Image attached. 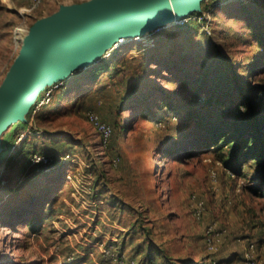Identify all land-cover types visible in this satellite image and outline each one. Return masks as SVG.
I'll list each match as a JSON object with an SVG mask.
<instances>
[{
  "label": "rangeland",
  "instance_id": "1",
  "mask_svg": "<svg viewBox=\"0 0 264 264\" xmlns=\"http://www.w3.org/2000/svg\"><path fill=\"white\" fill-rule=\"evenodd\" d=\"M90 1L0 0V86L38 20ZM189 22L74 61L11 119L0 264H244L251 245L264 264L256 167L235 174L205 130L234 134L233 94L264 85V0H200Z\"/></svg>",
  "mask_w": 264,
  "mask_h": 264
},
{
  "label": "water",
  "instance_id": "2",
  "mask_svg": "<svg viewBox=\"0 0 264 264\" xmlns=\"http://www.w3.org/2000/svg\"><path fill=\"white\" fill-rule=\"evenodd\" d=\"M199 8L200 0H92L38 20L0 86V153L1 135L11 119H24L31 99L69 63L86 58L95 46L106 50L144 34L137 31L164 28Z\"/></svg>",
  "mask_w": 264,
  "mask_h": 264
},
{
  "label": "trees",
  "instance_id": "3",
  "mask_svg": "<svg viewBox=\"0 0 264 264\" xmlns=\"http://www.w3.org/2000/svg\"><path fill=\"white\" fill-rule=\"evenodd\" d=\"M193 16H196L197 19L200 18V22L204 20L201 13L193 14ZM190 24H192V22L188 20L185 24L179 26L188 27ZM94 72V77L98 76L100 73L99 66L95 68ZM248 91H252L253 93ZM233 95L235 101L228 110L233 114H238V118L240 117L239 119L241 121L228 125L226 129H234L235 133L225 136L224 133L226 130L221 128V126L217 128L208 126L205 128L209 133V139L206 145H214L216 150L220 149L219 146L221 144H225L226 147H229L231 156H228V159L229 165L232 166V168L230 167L229 169L235 174L241 173L244 163L252 160L251 163L256 167L252 173L255 174L257 180L263 183L262 187L252 188V193L258 197H264V85L254 86L248 89L242 88L240 93H234ZM236 99L239 100L236 101ZM240 107H243L244 111L236 113L239 111ZM24 149L25 145H21L20 149L16 150L15 153H20L24 151ZM191 153H194V151ZM34 155L39 154L34 153ZM36 229H33L34 232ZM243 259L245 261V253ZM252 261L256 264L253 258ZM221 263L225 264L223 261Z\"/></svg>",
  "mask_w": 264,
  "mask_h": 264
},
{
  "label": "built area",
  "instance_id": "4",
  "mask_svg": "<svg viewBox=\"0 0 264 264\" xmlns=\"http://www.w3.org/2000/svg\"><path fill=\"white\" fill-rule=\"evenodd\" d=\"M189 17H190V15L185 17V18L176 20L177 22H175L172 25H183L189 20ZM164 28H166V26H164ZM20 45H21V43H20ZM87 116H88L89 121L92 122L94 124V126L96 128H98L100 132L103 133L104 138H107L110 135V128L108 126H106L104 123H102L101 120L98 118V116L94 112H89L87 114ZM195 204H196L195 207H196V211H197L196 213H197V215H200L201 211H203V209H201L202 208V203L200 204V202L195 201ZM210 244H211V242L209 243V245ZM252 248H253V245L250 246L251 250L248 249L247 250L248 252L247 251L245 252L244 264H255L252 261L251 254L249 253L250 251L252 252ZM210 249H212V246H210Z\"/></svg>",
  "mask_w": 264,
  "mask_h": 264
},
{
  "label": "bare ground",
  "instance_id": "5",
  "mask_svg": "<svg viewBox=\"0 0 264 264\" xmlns=\"http://www.w3.org/2000/svg\"><path fill=\"white\" fill-rule=\"evenodd\" d=\"M193 7L191 6V7H189L188 9H187V11H189L190 9H192ZM175 22H177L176 20H174V22L173 23H171V24H169L168 26H166V28H169V27H171V26H173L172 24H174ZM147 30H149V28H145V29H142V30H140V31H137L136 33H143V32H145V31H147ZM26 38V37H25ZM25 38H23L22 39V41H21V48H22V44H23V42H24V40H25ZM111 40V37L108 39V41L107 42H109ZM126 39H123V40H121V42H124ZM21 48H20V50H21ZM19 50V51H20ZM102 51V47H100V46H95V47H93L91 50H89V52L87 53V56L86 57H95V56H97L98 54H99V52H101ZM71 64L72 63H69L68 64V66L66 67V69H64L60 74H58L57 76H59V75H61V74H63L64 72L66 73L69 69H70V67H71ZM33 99H31V101H32ZM30 101V102H31Z\"/></svg>",
  "mask_w": 264,
  "mask_h": 264
}]
</instances>
